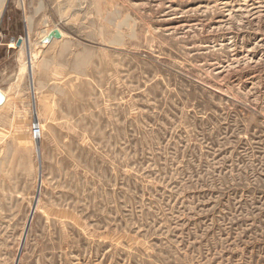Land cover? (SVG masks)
<instances>
[{"label":"rangeland","instance_id":"obj_1","mask_svg":"<svg viewBox=\"0 0 264 264\" xmlns=\"http://www.w3.org/2000/svg\"><path fill=\"white\" fill-rule=\"evenodd\" d=\"M0 92V264H264V0H0Z\"/></svg>","mask_w":264,"mask_h":264},{"label":"built area","instance_id":"obj_2","mask_svg":"<svg viewBox=\"0 0 264 264\" xmlns=\"http://www.w3.org/2000/svg\"><path fill=\"white\" fill-rule=\"evenodd\" d=\"M41 133V126L39 123H36L32 126V134L34 137L39 136Z\"/></svg>","mask_w":264,"mask_h":264},{"label":"water","instance_id":"obj_3","mask_svg":"<svg viewBox=\"0 0 264 264\" xmlns=\"http://www.w3.org/2000/svg\"><path fill=\"white\" fill-rule=\"evenodd\" d=\"M5 100H6V96L2 92H0V105H2L5 102Z\"/></svg>","mask_w":264,"mask_h":264},{"label":"bare ground","instance_id":"obj_4","mask_svg":"<svg viewBox=\"0 0 264 264\" xmlns=\"http://www.w3.org/2000/svg\"><path fill=\"white\" fill-rule=\"evenodd\" d=\"M31 69V68H30Z\"/></svg>","mask_w":264,"mask_h":264}]
</instances>
